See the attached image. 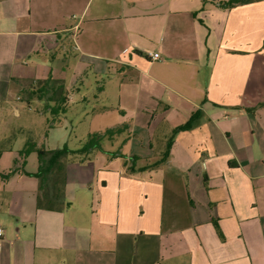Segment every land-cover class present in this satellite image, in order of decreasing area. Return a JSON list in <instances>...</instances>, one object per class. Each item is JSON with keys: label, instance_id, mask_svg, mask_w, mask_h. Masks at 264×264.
<instances>
[{"label": "crops", "instance_id": "0c3cea01", "mask_svg": "<svg viewBox=\"0 0 264 264\" xmlns=\"http://www.w3.org/2000/svg\"><path fill=\"white\" fill-rule=\"evenodd\" d=\"M228 1L0 0L3 84L74 57L101 103L55 210L0 170V264H264V0Z\"/></svg>", "mask_w": 264, "mask_h": 264}, {"label": "rangeland", "instance_id": "374dc122", "mask_svg": "<svg viewBox=\"0 0 264 264\" xmlns=\"http://www.w3.org/2000/svg\"><path fill=\"white\" fill-rule=\"evenodd\" d=\"M76 65L74 57L63 64L64 81L59 89L52 81L48 85L33 80L3 84L0 80V170L13 167L14 158L19 160L17 153L26 142L46 151L63 146L73 151L83 147L88 140V126L94 124L95 111L101 105L93 97L97 95L100 77L88 73L83 79L84 87H77V91L72 84ZM5 85L8 92L4 96L1 91ZM63 90L68 95L66 105L60 102ZM83 98L85 101L81 102ZM37 160L36 152L29 154L27 168L33 166L35 172Z\"/></svg>", "mask_w": 264, "mask_h": 264}, {"label": "trees", "instance_id": "16d2710c", "mask_svg": "<svg viewBox=\"0 0 264 264\" xmlns=\"http://www.w3.org/2000/svg\"><path fill=\"white\" fill-rule=\"evenodd\" d=\"M240 2L239 0H229L228 5L236 4ZM264 108V104L257 105L256 108ZM245 111H252L253 109H244ZM63 112V111H62ZM188 127V126H187ZM183 127V128H187ZM180 129H176L173 132L175 133ZM110 131H107V134H110ZM101 136L99 135H90L88 140L85 142L83 147L78 150H69L66 146L61 147L60 149L46 151L44 149L36 148L33 143L27 142L23 149L18 152V155L21 158H25L32 152H36L38 158V168L37 171L33 174H28V176L36 177L39 179V196L37 197V202L39 208H45L47 210H55L57 205L63 204L64 196V183H65V166L62 161L63 158L68 155L74 154H86L90 150H100V141ZM169 143L166 146L163 159L159 162H163L168 157ZM15 171L12 170L6 175H2L3 178H8ZM66 206L68 203L65 204Z\"/></svg>", "mask_w": 264, "mask_h": 264}, {"label": "built area", "instance_id": "2783aa9c", "mask_svg": "<svg viewBox=\"0 0 264 264\" xmlns=\"http://www.w3.org/2000/svg\"><path fill=\"white\" fill-rule=\"evenodd\" d=\"M150 60L152 61H159L161 58L158 53H148ZM3 231L0 229V236L2 235Z\"/></svg>", "mask_w": 264, "mask_h": 264}]
</instances>
